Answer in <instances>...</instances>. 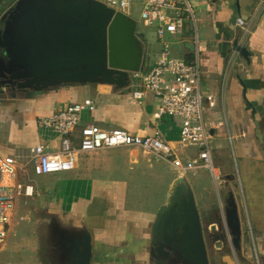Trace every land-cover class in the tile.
Returning a JSON list of instances; mask_svg holds the SVG:
<instances>
[{"label":"crops","instance_id":"1","mask_svg":"<svg viewBox=\"0 0 264 264\" xmlns=\"http://www.w3.org/2000/svg\"><path fill=\"white\" fill-rule=\"evenodd\" d=\"M15 1L0 0V19ZM177 1L190 3L195 22L188 20L183 34L169 35L167 39L174 56L186 61L194 57L195 37L199 40L203 87L217 97L216 107L206 106L205 114L212 135L214 165L222 178L220 185H216L210 171L204 174L205 169L182 172L139 149L114 148L80 155L73 171L37 176L40 180L34 183L36 198L47 214L61 223L89 230L93 243L91 264H156L149 254L151 228L178 178L188 180L201 216L209 225L218 223L217 215L224 220V195L233 190L236 199H242L238 208L243 231L248 225L252 234L246 231L237 256L234 252L219 254L225 246L215 242L214 253L209 251L211 264H264V1ZM141 11L142 0H133L126 14L134 19L133 14L139 12L141 20ZM240 18L245 26H239ZM142 25L151 30L146 36L137 29L144 45L145 71L154 65L162 44L154 27ZM154 41L159 44L157 50ZM235 44L249 50L250 62L240 56ZM135 83L132 80L127 88L61 85L15 98L10 93L0 95V156L25 155L39 144L48 152H58L61 136L42 126L41 119L67 105L91 99L95 110L83 112L78 131L90 124H104L109 126L107 129L115 126L142 137L160 132L180 159H193L197 149L189 152L190 147L179 144L178 123L168 117L156 120L153 115L157 99L150 92L142 100L134 98ZM220 138L231 144L234 138L237 140L232 159L228 149L220 152V146H216ZM28 173L33 184L30 169ZM227 176L233 178L228 189L223 180ZM12 221L5 237L11 239L8 244L12 245L8 257L19 258L17 264H41L39 229L32 230L28 222L11 227ZM22 221L16 216L15 223Z\"/></svg>","mask_w":264,"mask_h":264},{"label":"water","instance_id":"2","mask_svg":"<svg viewBox=\"0 0 264 264\" xmlns=\"http://www.w3.org/2000/svg\"><path fill=\"white\" fill-rule=\"evenodd\" d=\"M137 29L135 19L99 0H16L0 19V95L15 98L76 84L127 88L145 59ZM234 48L250 62L246 47ZM223 180L228 189L232 176ZM209 224L188 180L178 178L152 225L150 257L156 264H211L206 230L229 253L232 247L241 250L243 223L233 190L224 195V220ZM70 232L73 238L59 246L65 261L91 264V233Z\"/></svg>","mask_w":264,"mask_h":264},{"label":"built area","instance_id":"3","mask_svg":"<svg viewBox=\"0 0 264 264\" xmlns=\"http://www.w3.org/2000/svg\"><path fill=\"white\" fill-rule=\"evenodd\" d=\"M99 1L123 13L133 4V0ZM141 20L144 25L155 28L162 49L151 68L133 74L132 80L136 82L134 98L142 100L148 92L152 93L158 102L154 118L162 120L168 117L176 121L179 144L185 148H196V156L183 161L160 132L142 137L120 128L104 130L96 124L78 131L83 112L94 111L95 103L86 99L67 105L50 117L41 119L42 126L53 129L61 136V149L58 152H48L44 145L39 144L31 147L25 155L0 156V240L7 236L15 203L19 199L33 198L37 193L29 180V169L37 176L73 171L78 167L82 154L114 148L139 149L170 162L182 172L208 169L216 185H220L222 178L214 165L212 135L205 114L206 106L210 109L216 107L217 97L206 93L203 87L199 40L196 36L194 57L186 61L174 56L167 39L169 35L183 34L188 20L195 22L193 9L187 1L180 4L177 0H142ZM238 24L245 26V21L240 18ZM248 232L252 234L250 227Z\"/></svg>","mask_w":264,"mask_h":264},{"label":"rangeland","instance_id":"4","mask_svg":"<svg viewBox=\"0 0 264 264\" xmlns=\"http://www.w3.org/2000/svg\"><path fill=\"white\" fill-rule=\"evenodd\" d=\"M261 1H264V0H261ZM133 17L139 23L138 24V31L144 32V34H146V36H149L151 33V30L143 27V25H142L143 22H142V20H140L139 12L134 13ZM194 31H195V28H194ZM154 46L156 47V50H157V48H159V44L156 43L155 41H154ZM147 53H149V51H147ZM236 142H237V140H235V138L233 139L232 144L229 140H225L223 138H220V139L216 140V146H220V152L223 149L226 152V150L228 149V151L230 153V158L232 159V150H233V147H236ZM235 150H236V148H235ZM140 151L143 152L142 150H140ZM187 151L193 152L194 147L188 148ZM143 153L147 154L145 152H143ZM148 156H152V155H148ZM165 167L169 168L167 166V164L165 165ZM205 170H203L204 174H206V172L210 173L209 170H206V171ZM31 176H32L33 181H34L33 184L38 183V181L40 180V177H37V175H35L34 173H32ZM206 182H209V180L207 179ZM36 196L37 195H35L33 198H29V199H19L15 203L14 212L17 211V213H16V215L12 221L11 227L14 224L19 225V223L25 224L28 222L32 226L31 227L32 230H33V227H37L39 229V232H38V235H39L38 258H39V261L41 264H68L65 261L66 255L63 253V250L59 248V246H61L62 242H67L68 239L73 238V234H71V232H70L73 228H72V226H70L68 224L61 223L56 217H52L49 214H47V210L45 209V207L42 205L41 202L37 201L38 197L36 198ZM239 198H240V196L237 197V202L241 205L242 199H239ZM16 216L22 217L23 221L15 223ZM220 218H221L220 215H217V217L215 218V219H217L216 221L218 223L220 222ZM57 225H59V228L56 227ZM244 229H246V230L244 231L243 239H246L245 238L246 234H248L246 231H248L249 226L247 225V227H244ZM73 230L78 231V229H73ZM206 238H207V242H208V246H209L208 247L209 251L212 249V251H213L212 254H213L215 251L214 243L211 240V236H210V233L208 230H206ZM9 240H11V239H8V237H7L5 239V241L0 244V264H17V262L19 261V258H17V257H14V258L8 257L7 252H9L10 248H12V245L8 244ZM230 251L231 252L229 253L228 251L226 252V251L222 250L219 254H221L223 252L224 254L226 253L227 255H229V254L233 255V252H234L235 255L237 256V253H236L237 251L234 248H231Z\"/></svg>","mask_w":264,"mask_h":264},{"label":"flooded vegetation","instance_id":"5","mask_svg":"<svg viewBox=\"0 0 264 264\" xmlns=\"http://www.w3.org/2000/svg\"><path fill=\"white\" fill-rule=\"evenodd\" d=\"M224 251H226L227 252V249L224 247ZM210 253V252H209ZM210 256H211V254H210ZM212 258V257H211Z\"/></svg>","mask_w":264,"mask_h":264}]
</instances>
